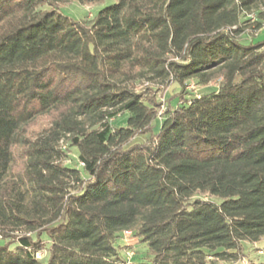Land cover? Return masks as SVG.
I'll return each instance as SVG.
<instances>
[{
  "label": "trees",
  "instance_id": "trees-1",
  "mask_svg": "<svg viewBox=\"0 0 264 264\" xmlns=\"http://www.w3.org/2000/svg\"><path fill=\"white\" fill-rule=\"evenodd\" d=\"M69 1L0 0V264H228L264 238V0ZM218 77L156 131L134 88Z\"/></svg>",
  "mask_w": 264,
  "mask_h": 264
},
{
  "label": "rangeland",
  "instance_id": "rangeland-1",
  "mask_svg": "<svg viewBox=\"0 0 264 264\" xmlns=\"http://www.w3.org/2000/svg\"><path fill=\"white\" fill-rule=\"evenodd\" d=\"M116 0H101L95 3L82 4L77 1H69L60 6L59 10L61 14L71 18L74 21L81 20H91L93 16L103 7L112 5ZM253 17V16H250ZM252 19L251 21H253ZM253 37V41L264 40V21L263 27L260 29H255L253 25L246 28L242 38L250 39ZM221 78L218 77L213 81H210L207 85H198L194 80H186L182 85H179L169 78L164 81H159L156 79L149 80L142 78L137 83L134 84L136 91L140 92H150L157 102V118L153 121V130L156 131L159 128V118L164 114L169 105H173L175 102H181L183 96H188L189 94H196L200 92H208L217 88L220 83ZM128 114L123 113L122 116L117 117L114 121L115 126H124L126 123ZM143 135H138L136 137V142L142 140ZM76 152L74 150L70 151V156L75 157ZM69 161V160H68ZM3 239L2 236L0 240ZM137 239L130 236L122 235L119 243L123 246L130 247L135 251V256L131 259L133 261L137 255L140 253L142 255L143 248L141 245L137 246ZM0 243H4L3 240ZM243 251L239 250L238 255L231 260L227 261L228 264L240 263L243 264L248 260L254 262L255 264H264V238L258 240L254 243L242 242ZM220 248H217V251ZM202 251H206V248H201ZM136 252H139L138 254ZM38 258L44 256V252H39L36 254Z\"/></svg>",
  "mask_w": 264,
  "mask_h": 264
},
{
  "label": "built area",
  "instance_id": "built-area-1",
  "mask_svg": "<svg viewBox=\"0 0 264 264\" xmlns=\"http://www.w3.org/2000/svg\"><path fill=\"white\" fill-rule=\"evenodd\" d=\"M123 235L130 236L131 232L129 230H125V231H123ZM0 237H1V235H0ZM126 254L128 257H131L133 255V251L128 250V251H126Z\"/></svg>",
  "mask_w": 264,
  "mask_h": 264
}]
</instances>
